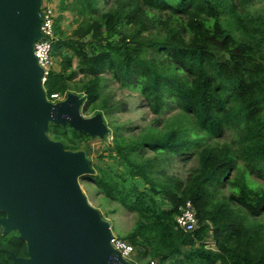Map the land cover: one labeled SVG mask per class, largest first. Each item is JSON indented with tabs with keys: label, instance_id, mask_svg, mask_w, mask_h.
Listing matches in <instances>:
<instances>
[{
	"label": "trees",
	"instance_id": "obj_1",
	"mask_svg": "<svg viewBox=\"0 0 264 264\" xmlns=\"http://www.w3.org/2000/svg\"><path fill=\"white\" fill-rule=\"evenodd\" d=\"M254 1L113 0L100 9L62 0L58 8L60 70L47 77L48 96L79 92L85 111L112 117L126 104L103 92L110 80L137 90L156 114L178 109L139 133L114 124L109 156L120 167L82 176L135 215L120 237L159 264H264V10L253 15ZM66 11L77 16L71 31L61 25ZM48 131L71 150L90 138L70 125ZM175 156L197 162L185 179L169 172ZM188 200L199 226L187 232L177 216ZM3 237L0 264H13L9 251L25 255L26 242L17 231Z\"/></svg>",
	"mask_w": 264,
	"mask_h": 264
},
{
	"label": "water",
	"instance_id": "obj_2",
	"mask_svg": "<svg viewBox=\"0 0 264 264\" xmlns=\"http://www.w3.org/2000/svg\"><path fill=\"white\" fill-rule=\"evenodd\" d=\"M42 1L0 0V227L18 232L28 256L9 254L13 264H133L81 185L96 172L86 151L48 134L55 123L109 139L110 128L103 113H82L79 93L48 99L35 54Z\"/></svg>",
	"mask_w": 264,
	"mask_h": 264
},
{
	"label": "rangeland",
	"instance_id": "obj_3",
	"mask_svg": "<svg viewBox=\"0 0 264 264\" xmlns=\"http://www.w3.org/2000/svg\"><path fill=\"white\" fill-rule=\"evenodd\" d=\"M95 1L100 9H105L108 8V6L113 0H107L108 3H106V0ZM47 2L48 0H43V5H46ZM53 3L58 9L60 7V4L62 3V0H53ZM250 8L251 13L253 15L263 11L264 0H255L250 6ZM77 24V16L73 12L66 11L63 13L61 25L63 28H65V30L71 31L73 28L76 27ZM56 70H60V64L58 63V61L56 62ZM105 75L107 78L109 77L108 73ZM103 92L110 93V96H113L115 100L122 102V104H126V106L123 111L115 113L112 117H107L106 114L101 111V113L104 114L107 124L110 128L109 139H100L98 137H90L89 139L79 137V139H77V141L80 142V150L86 151L87 155L91 159L92 166L95 168L96 172L99 171V167H107L108 165L120 167L121 165L120 161L118 160V157L111 158L109 156L110 154L115 155V150L113 148L112 143V131L114 124H118V126L121 125L124 128L125 133H128L130 128L133 129L134 133H139L141 130H143V128L155 124L156 119H161V122L159 124L162 125L163 121H165L172 114L178 111V109H173L172 111L167 108L163 111L162 114H156L150 107L146 106L143 97L137 90L124 87L120 83H114L110 80H106ZM96 111H98V109H96L95 111L93 109L85 111L84 106L82 107V113L86 117L95 115L97 113ZM211 141L212 140H210V142ZM196 163L197 162L195 161V159H193L191 162L185 165L180 162L179 156H175L174 162L172 163L173 165L170 168L169 172L174 173L176 175H181V177L185 179L188 175L187 167L189 168L191 166H195ZM80 182L91 204L98 208L102 213H104L107 216L106 218L111 222L112 233L114 235L120 237L125 235L132 229L135 222V215L132 212L121 208L116 203H110V201L102 193H99L96 185L87 182V179H83L82 177H80ZM114 207L117 208V213L114 215H107V210H109L110 208L112 209ZM0 234V239L3 240L4 237L1 228ZM207 241L209 242L213 240L209 236L207 238ZM209 245H212V243L210 242ZM130 260L134 264H143L149 259L148 257H144V255L140 254V252L136 251L130 256Z\"/></svg>",
	"mask_w": 264,
	"mask_h": 264
},
{
	"label": "built area",
	"instance_id": "obj_4",
	"mask_svg": "<svg viewBox=\"0 0 264 264\" xmlns=\"http://www.w3.org/2000/svg\"><path fill=\"white\" fill-rule=\"evenodd\" d=\"M58 13V9L53 3V0H48L46 5H43L42 1L40 15L42 18L41 30L43 36L35 44V54L40 65L44 69V83L46 82L48 75L56 70V60L53 55V47L54 42L57 39L55 21ZM47 97L49 100L55 102L63 99L65 96L54 93L50 96L47 94ZM177 224L180 229L187 232L194 231L199 226L196 208L191 200L186 201L182 206L181 213L177 216ZM111 243L122 253L124 258L131 262L130 256L137 251V248L133 244L114 234ZM143 264H159V261L157 259H149Z\"/></svg>",
	"mask_w": 264,
	"mask_h": 264
},
{
	"label": "flooded vegetation",
	"instance_id": "obj_5",
	"mask_svg": "<svg viewBox=\"0 0 264 264\" xmlns=\"http://www.w3.org/2000/svg\"><path fill=\"white\" fill-rule=\"evenodd\" d=\"M5 215V214H4ZM3 216V215H2ZM22 257H27L28 256V253H27V250H26V254L25 255H21Z\"/></svg>",
	"mask_w": 264,
	"mask_h": 264
}]
</instances>
